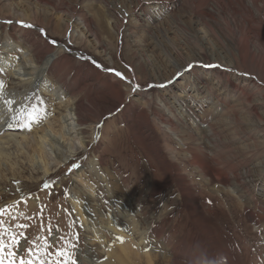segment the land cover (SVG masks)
<instances>
[{
  "label": "rangeland",
  "instance_id": "374dc122",
  "mask_svg": "<svg viewBox=\"0 0 264 264\" xmlns=\"http://www.w3.org/2000/svg\"><path fill=\"white\" fill-rule=\"evenodd\" d=\"M37 1L4 2L49 12L51 19L43 20L46 25L31 24L57 54V60L68 67L66 78L58 79L86 80L84 92L71 94L67 99L86 104L94 101L106 109L114 104L112 98L120 94L123 106L117 104L101 118L93 115L87 120V130L96 126L89 148L61 169H55L49 178L29 180L27 168L29 172L24 171L18 180L9 177L2 181L0 264H125L117 257L115 236L101 229L104 245L96 240L92 230L81 226L74 213L69 200L74 192L82 193L83 185L77 178L83 171L86 183L99 197L93 202L86 193L82 194L83 201L91 206L95 226H105L108 210L125 207L124 200H129L138 225L133 233L138 244L135 245L142 253L149 251L155 264L179 260L188 264L181 260L188 255L183 248L191 244L198 247L205 241L212 247L211 254L205 252L206 258L193 254L199 264H264V0H255L256 7L249 5L252 0H242L244 6L251 7L254 18L249 35L243 19L232 11L244 16L233 0L231 4L222 0ZM219 8L224 10L220 12ZM89 23L91 28L86 31ZM77 27L85 31L90 46L78 43L74 36ZM245 39H250L248 45ZM62 45L68 51L60 56ZM12 55L20 57L18 52ZM63 56L69 58V63ZM41 62L42 67L44 61ZM58 79L51 80L57 85ZM0 82L12 90L10 80L0 75ZM23 89L18 87L19 92ZM44 97L38 92L29 97V110L18 122V131L25 125L32 126V114L41 122L39 133L46 127L44 114L58 125L65 109ZM135 113L145 117L162 140L167 159L179 167V176L172 181L174 187L168 184L171 189L160 194H156V184L164 178L161 168L157 171L161 177L158 182L152 178L146 184L134 183L136 171H141L130 163L137 156L144 158L141 163L150 161L159 168L153 149L135 135L139 128ZM160 118L175 125V134L168 133ZM87 137L90 140L88 131ZM180 142L186 145L174 157L178 151L171 144L177 146ZM195 152L218 158L233 181L237 179L235 175L245 177L243 188L230 195L215 193L222 187L216 182L207 185L191 165ZM100 155L107 159L104 172L112 175L115 186H120L114 199L107 193L101 173L90 169L92 160ZM148 175L150 172H145L143 182ZM127 188L133 190L130 198ZM116 212L121 225L131 233V223ZM210 230L214 232L213 241L206 237ZM168 244L173 249L179 247L178 256L171 255ZM140 258L130 264H146Z\"/></svg>",
  "mask_w": 264,
  "mask_h": 264
},
{
  "label": "bare ground",
  "instance_id": "6f19581e",
  "mask_svg": "<svg viewBox=\"0 0 264 264\" xmlns=\"http://www.w3.org/2000/svg\"><path fill=\"white\" fill-rule=\"evenodd\" d=\"M4 1L5 0H0V13L3 12V16H0V47L3 50L1 51L0 49V75L1 78H4V80H10V82L13 83V87L12 90H7L5 87L6 84L0 82V187L1 188H2L1 183L3 180L9 177H10L9 180L12 178H13L12 180H18L19 179L18 176L24 173V171H27V168L30 170V175L28 178L29 180L38 181V179L49 178V176H51L53 173L56 172L55 169L57 170L61 169L68 162H70L75 156H77L80 152L89 148L91 144V140L95 138L96 126L94 127V129L90 127L89 130H87L88 127L86 121L89 119L91 120L93 115L99 116L101 118L107 112H111L116 107L117 104L121 105L123 103L122 99H120L121 97L120 94H116L112 98L114 99V104L110 105V107L106 109L96 105L94 101L93 103L87 101L88 104H86V102L84 101L78 103L75 102L74 99H67L68 96L71 94L78 95L81 94V92H84L86 88V80L77 77H72L71 80L73 81L72 82L73 85H71L70 79L69 82L66 79L64 80L58 79L59 76L66 78L65 72L67 71L68 67H64V64L60 63V61L57 60V54L50 50L51 46L49 45V43L47 44L46 42H44L39 32L36 31L37 29L33 27V25L31 24V22L33 23L39 22L40 24L46 25L44 21L51 19V17H49V12L39 9H38L39 11L37 10L33 11V8L29 6L28 8L24 9L23 8L24 6L22 5L14 4L13 2H12L13 4H8L5 3ZM222 1L223 2L229 1V3L231 4L232 0H222ZM233 1L238 2V6L240 7V10L243 11L244 16L241 14L240 11L236 12L233 9L232 11L236 14V17L237 15L240 16L241 19H243V21L247 23V25H245V23L243 22V26H245L244 28L247 29L248 31L247 35L251 34V31L253 30L252 22L254 23V18L252 16V10L250 6L252 5L253 7H256L257 5L256 1L252 0L249 3L250 6L248 5L247 7L244 6L242 0H233ZM37 2L44 4L47 3L46 0H39ZM219 10L220 12H222V10L224 9L219 8ZM61 20L63 19L61 18ZM25 25H30L31 27H26ZM91 25L92 23L86 25L85 30L89 31ZM74 34L76 39L79 41L78 43L85 44L86 46H90L91 42L86 36L85 31H81L77 27ZM4 36H6L5 40H3ZM245 41H246L245 44L248 45L250 39L249 40L245 39ZM65 51H68V49H66V47L62 45L61 49H59L58 51V54L63 53ZM15 52H18L20 57L16 58L15 56H13L12 53L15 54ZM60 56L62 55L60 54ZM64 58H65L64 61L66 63L67 62L69 63V58L66 56ZM41 61H44L42 67H41V63H42ZM56 65L58 66V68L56 67ZM52 77L58 79L57 85H55L53 83V80H51ZM19 86L24 87L22 92H19L18 90ZM35 92L41 93L43 99L45 98L44 95L49 97V99L52 102L58 103L60 108H64L65 112L64 114H61V117L57 120L58 123L57 126H55V123L48 120L47 118L48 115L44 114L43 116L46 127L43 128L42 132L40 133L37 130H40L41 128V122L39 121L36 115L32 114L31 115L32 126H30V124L25 125L24 127H21L20 130L18 131L17 130V127L19 126L18 122L23 116V113L29 110V106H28L29 97H31V95H34ZM15 98H17L18 101L15 102L14 101ZM50 105L51 108H53L52 104ZM134 116H136V124H138L139 126L138 131L136 132L137 134L135 135L138 136L139 140L141 139L142 143L148 144L153 149L152 152L154 153V156L156 157V160L158 162L156 164H158L159 166V168L155 167V164L153 165L150 161L141 163L140 160L143 157L137 156L135 159H133L131 163L129 162L131 165H135V167H137L139 171H141L140 173L136 171L137 173L135 175L134 183L135 186H137L138 183L146 184L147 180L152 178H157V182H158L159 181L158 179L161 177H159L158 174L160 173H158L157 171L161 168L164 172V178H162L161 181H159L160 183L158 182V184H156L157 193L155 192L156 194H160L167 189H171V187H169L168 184H171V186L174 187L173 185L174 182L172 181H175L174 176L176 177L179 176V174H176L179 167L178 165L171 163L167 159V156L165 155L163 150L164 147L163 145H161L162 140L155 132L153 127L148 122H146L145 117L140 114L137 115V113H135ZM160 121L164 122L165 129L168 131V133L175 134L176 132L175 125L171 121H169V123L167 124L165 123L163 118H160ZM33 130L36 132H34ZM87 131L89 133L90 140L87 137ZM137 143L142 145L144 148H146L147 146L141 144L140 142ZM171 145L173 146L172 148L174 151H178L177 154L174 156L176 157L178 156V153L183 150V146H185L186 144L180 142V144L177 146L174 144ZM174 146H176L177 149H175ZM185 149L187 150V148ZM145 150L146 152L144 154L147 153V149ZM105 152L107 151L104 150L103 153ZM148 159L149 157L145 160ZM142 160H144V158ZM106 161L107 159L106 160L103 159V157L100 155V157L92 160L90 169L93 173H98V175L99 173H101L99 177L102 179L104 186L107 188V193L109 194L110 198L114 199L115 193L119 190L120 186L119 185H118L119 187H117V185L115 186V184L111 182L112 175H109L107 172H104L105 169L103 167L106 165ZM190 162L192 167L194 169H197L200 172L202 178L205 181H207V185H211L212 183L216 182L219 184V186L222 187V189L218 188L215 190V193L219 195H221V191L225 192L227 195H230L231 193H234L235 189L243 188L245 184V177L241 178L235 175L237 178L235 179V181L230 179L229 176L224 172L222 163L219 162L218 158L216 157H209L207 155L206 156L203 155L200 152H195V154L192 157V161ZM147 171L150 172V175L146 176L145 178L146 181L144 180L143 182V179L145 177V172ZM133 172H134V168H133ZM84 173H85L84 171L80 173L77 178L80 181V183L83 185L82 193L74 192V194L70 197L69 200L81 226L84 227L85 230H92L96 240L99 242H103L104 245H105V240L102 235L103 233L101 229L109 230V232L115 236L116 239L115 243L119 250V254L117 255V257L119 258L120 256V258H122L121 263L130 264L132 261L137 260L142 256L145 259L146 264H155V259L150 254L149 251L142 253V250L139 249L138 246H136L138 244L135 243V240L133 238L134 236L133 233L138 230V225L136 224V219L134 217L135 214L131 213L132 211L130 208V204L128 203L129 200L127 199L124 200L123 205H125V207L123 206L122 208L117 207V209L116 207H113L108 210L107 221L105 222L106 223L105 226H102L98 223H96L97 226H95V220L91 216V211H90L91 206L89 207L83 201L82 194L86 193L87 197L90 198L93 202L98 197V195L96 194L95 190H93L91 186L86 183V180L84 179L86 175H84ZM119 173L120 172H118V174ZM115 175L117 177V173ZM119 176L121 175L119 174ZM253 176L255 177V175ZM192 182L194 183L195 181L192 180ZM113 188H115V190H113ZM187 188L189 191L192 190V187L189 184H187ZM231 188L233 190H231ZM127 189H128L127 196L128 198H130L133 195V190L131 188H127ZM185 190L186 189L184 188L183 191ZM116 210H118L120 217L122 219L131 223L130 225L132 228L131 233L126 229L125 226L121 225L120 218L115 214L117 213ZM213 222L214 221H212V223ZM207 233L208 235L210 234V236H206L208 237V240L213 241L214 239H211V237L214 235V232L210 230ZM141 242H144V240ZM201 243L202 244L198 245V247L192 246V244L191 246L184 247L183 249L185 248L187 249L188 255L187 256L185 255L183 256L182 259L181 258L179 259L185 260L186 263L188 262V264H199L197 263L199 261L195 258L194 255L197 254L199 255V257L206 258L208 256L205 255L206 257H204L205 252H209L211 254V248H212L209 247V243L206 244V241ZM107 245L109 244L107 243ZM104 248L106 249V251H108L107 253L109 254L111 253L110 252L111 249L106 247ZM168 248H169L168 250H170L171 252V255L173 254L178 256L177 254L179 252L177 250L179 249V247H175L173 249L168 244ZM215 252H217V250ZM220 255L221 254H219V256ZM119 260L118 262H120ZM179 261H176L173 264H185L184 262L182 263ZM239 264L241 263L239 262Z\"/></svg>",
  "mask_w": 264,
  "mask_h": 264
},
{
  "label": "snow or ice",
  "instance_id": "6c2138e0",
  "mask_svg": "<svg viewBox=\"0 0 264 264\" xmlns=\"http://www.w3.org/2000/svg\"><path fill=\"white\" fill-rule=\"evenodd\" d=\"M26 27H31L30 25H25ZM53 43H55L54 41H53ZM117 75H120L119 73H117ZM14 242H15V240H14ZM21 264H24V262H21ZM29 264H30V262H29Z\"/></svg>",
  "mask_w": 264,
  "mask_h": 264
}]
</instances>
